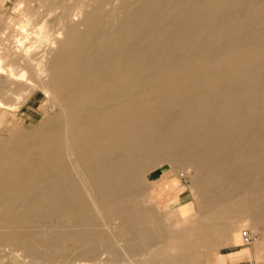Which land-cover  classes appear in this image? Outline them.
Returning a JSON list of instances; mask_svg holds the SVG:
<instances>
[{
  "label": "bare ground",
  "instance_id": "bare-ground-1",
  "mask_svg": "<svg viewBox=\"0 0 264 264\" xmlns=\"http://www.w3.org/2000/svg\"><path fill=\"white\" fill-rule=\"evenodd\" d=\"M36 89L39 125L0 134V243L38 264H201L264 222V0H19L0 110ZM181 167L193 204L163 202Z\"/></svg>",
  "mask_w": 264,
  "mask_h": 264
},
{
  "label": "rangeland",
  "instance_id": "rangeland-1",
  "mask_svg": "<svg viewBox=\"0 0 264 264\" xmlns=\"http://www.w3.org/2000/svg\"><path fill=\"white\" fill-rule=\"evenodd\" d=\"M18 2L19 0H0V13L11 15L15 14L17 11ZM82 13V9L77 10L74 19L79 20L82 16ZM60 25H62V23ZM30 94V91L22 90L17 96L12 98V101L15 104L13 109L6 110L5 112L0 110V134L5 136L8 135L10 129H12V127L18 122H20L24 128H33L39 125V122L43 118L45 111L48 110L46 95L39 89H36L32 95ZM162 171L163 167H158L152 173H150L149 176L150 178L157 177ZM190 172L192 171L190 170ZM167 181L169 182V186L162 193V196L166 198L163 202H166V200H172L174 197L178 196L181 200L179 203L190 201L191 204H193V195L190 192L191 179L188 174H184L182 167L178 171H171L167 177ZM153 200L156 204L155 199ZM174 205H176V203H174ZM3 230L4 229L0 227V233ZM240 230H250L254 233V240L249 244L244 243L245 247H248V256L250 257L252 264H264V255H259L262 257L260 258L256 253V247L259 248V246H264V222H259L254 226H252L249 222H245L243 225H241ZM235 243H240V241ZM235 243H230L227 241L216 248L206 250L200 258V263L223 264L224 254L222 253L233 248L232 244ZM115 262L117 264H129L127 259H121ZM0 264L38 263L34 262V259L31 257L24 255L19 249L6 243H0ZM53 264L71 263L55 262Z\"/></svg>",
  "mask_w": 264,
  "mask_h": 264
},
{
  "label": "crops",
  "instance_id": "crops-1",
  "mask_svg": "<svg viewBox=\"0 0 264 264\" xmlns=\"http://www.w3.org/2000/svg\"><path fill=\"white\" fill-rule=\"evenodd\" d=\"M233 248L222 253L223 264H252L248 251L243 241L232 244Z\"/></svg>",
  "mask_w": 264,
  "mask_h": 264
},
{
  "label": "built area",
  "instance_id": "built-area-1",
  "mask_svg": "<svg viewBox=\"0 0 264 264\" xmlns=\"http://www.w3.org/2000/svg\"><path fill=\"white\" fill-rule=\"evenodd\" d=\"M241 234H242L243 242L245 244H249L254 240V233L250 230H243Z\"/></svg>",
  "mask_w": 264,
  "mask_h": 264
}]
</instances>
